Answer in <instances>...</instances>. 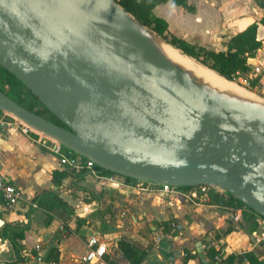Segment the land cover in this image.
<instances>
[{
	"label": "water",
	"instance_id": "95a60500",
	"mask_svg": "<svg viewBox=\"0 0 264 264\" xmlns=\"http://www.w3.org/2000/svg\"><path fill=\"white\" fill-rule=\"evenodd\" d=\"M135 27L152 33L115 0H0V66L63 126L2 92L0 111L105 172L215 186L264 218V111L197 84Z\"/></svg>",
	"mask_w": 264,
	"mask_h": 264
},
{
	"label": "crops",
	"instance_id": "0c3cea01",
	"mask_svg": "<svg viewBox=\"0 0 264 264\" xmlns=\"http://www.w3.org/2000/svg\"><path fill=\"white\" fill-rule=\"evenodd\" d=\"M186 2L190 10L172 0H159L152 13L166 22L170 34L215 51L224 50L230 37L257 23L256 38L262 47L248 60L247 76L264 74V26L259 23L264 9L253 0ZM11 121L0 111V170L22 192L24 201L10 212L2 211L0 203V220L3 225H27V229L21 238L14 239L15 247L0 237V263L14 261L17 250L23 259L19 264H38V253L48 264H79L85 252L84 241L96 235L88 220L90 215L110 209L121 225L122 221L126 223L124 236H102L108 241L112 264L126 262L116 250L120 237L146 251L140 264H264V237L255 240L263 231L254 214L243 210L242 205L231 206L215 198L202 202L164 193L145 194L122 177L110 183L86 173L80 176L60 167L57 158L37 144L35 134L7 126ZM42 193L55 195L66 205L50 212L29 208L27 204ZM77 220L85 223L77 227ZM163 225L169 226V231L163 232ZM156 236L161 238L158 249L152 247ZM212 242L216 247L210 245ZM198 253L203 254L205 262Z\"/></svg>",
	"mask_w": 264,
	"mask_h": 264
},
{
	"label": "trees",
	"instance_id": "16d2710c",
	"mask_svg": "<svg viewBox=\"0 0 264 264\" xmlns=\"http://www.w3.org/2000/svg\"><path fill=\"white\" fill-rule=\"evenodd\" d=\"M159 0H116L117 4L127 13H129L142 26L149 29L152 33L161 37L166 43L179 50L199 65L214 71L217 75L230 82L240 83L244 79L248 83V89L253 90L261 85L259 76L248 77L250 66L248 60L255 57L257 51L262 47V42L256 38L257 23L248 25L245 29L230 37L224 44V50H210L198 44L186 42L185 40L175 37L167 30V24L164 20L153 15L152 10ZM162 1V0H160ZM255 4L264 9V0H253ZM178 6L186 10L191 8L186 0H172ZM259 23L264 26V14ZM0 92L13 100L19 106L26 110L48 120L54 124L63 126L40 102L39 100L13 75L0 66ZM100 173H108L96 167ZM85 172H79L83 176ZM63 174L61 176H64ZM124 178V177H123ZM125 181L136 184L137 180L124 178ZM54 184H57L53 180ZM183 189L189 187H181ZM210 198L217 200L222 199L231 206L242 205V203L233 198L228 193H212ZM33 203L48 212L59 206L66 204L55 195L47 193L39 194L33 198ZM85 220H77V227L84 224ZM163 232L169 231V226L163 225ZM26 226L14 227L4 224L0 229V237L8 240L13 247L16 246L14 239L21 238ZM116 250L122 255L128 264H140L146 257V251L134 247L125 238L120 237ZM23 259L18 255L16 250L15 260L0 264H19ZM185 264V261L182 262Z\"/></svg>",
	"mask_w": 264,
	"mask_h": 264
},
{
	"label": "built area",
	"instance_id": "2783aa9c",
	"mask_svg": "<svg viewBox=\"0 0 264 264\" xmlns=\"http://www.w3.org/2000/svg\"><path fill=\"white\" fill-rule=\"evenodd\" d=\"M254 77V76H249ZM248 86V83H246ZM11 123H7V126H14L20 129V131L24 134H35L37 136L36 142L42 148L47 150L49 153L54 155L57 158L58 164L60 167L73 170L76 172H85L86 174L94 177L95 179H104L110 183L117 182V178H121V176L114 173H100V171L96 168L97 166L90 161L89 159L78 156L61 144L43 136L37 134L30 130L28 127L20 123L19 121L11 118ZM123 178V177H122ZM130 184L141 193L145 194H156V193H164L168 196H184L190 200H199L202 202L210 201V194L212 193H220L218 191H214L213 189H219L215 186H207V185H196L193 187H189L183 189L181 187L158 184L148 181H139L137 180L136 184L130 182ZM222 191V190H221ZM22 192L16 188L13 184H11L4 176V174L0 170V203L1 210L4 212L12 211L18 203L23 202ZM29 208L36 209L37 206L33 202L27 204ZM242 209L245 211L252 212L254 214L255 221L261 227L263 231L259 236H255V240L259 242L264 237V218L250 208L242 204ZM161 238L156 236L152 238V247L158 249L160 246ZM211 246L216 247L212 242ZM84 254L79 259V264H112L110 261L109 255V246L108 241L102 236L92 235L87 237L84 241ZM36 250L39 249L38 246L35 247ZM36 262L38 264H48L44 262L41 258V255L38 253L36 256ZM50 264V263H49ZM117 264H128L127 262L117 263Z\"/></svg>",
	"mask_w": 264,
	"mask_h": 264
},
{
	"label": "bare ground",
	"instance_id": "6f19581e",
	"mask_svg": "<svg viewBox=\"0 0 264 264\" xmlns=\"http://www.w3.org/2000/svg\"><path fill=\"white\" fill-rule=\"evenodd\" d=\"M135 29L148 41V43L159 52L168 62L178 68L197 84L205 87L214 94H218L233 101L253 106L264 111V100L252 95L245 89L217 75L214 71L205 68L171 45L150 33L146 29L135 27Z\"/></svg>",
	"mask_w": 264,
	"mask_h": 264
},
{
	"label": "rangeland",
	"instance_id": "374dc122",
	"mask_svg": "<svg viewBox=\"0 0 264 264\" xmlns=\"http://www.w3.org/2000/svg\"><path fill=\"white\" fill-rule=\"evenodd\" d=\"M165 15H168V16H170L172 18L176 17V16L177 17L180 16V14H165ZM186 32L188 34H190L189 33L190 30H187ZM155 36L158 37L159 39H161L163 42H165L161 37L157 36L156 34H155ZM187 36H188L189 39L192 38L189 35H187ZM219 43H221V42H219ZM219 43L217 45H215V47L218 48L219 47ZM254 76H259L260 77L261 85H259L257 88H254L253 90L248 89L247 84H246L247 82L244 79H242L240 81V83L234 82V84L239 86L241 89L243 88V89L247 90L252 95L264 100V74L263 73L254 74ZM213 190L214 191H218L220 193L224 192V191H221L220 189H213ZM88 220H90V224L93 225V229L96 230V235L106 236L107 238H111V237H117L118 238L120 234H122L121 236H124V232H125V228H126L125 224L126 223L124 221H122V223L124 225H121V222L117 221V218L114 215V212L111 211L110 209H105L104 211L96 210L92 215H90V218Z\"/></svg>",
	"mask_w": 264,
	"mask_h": 264
}]
</instances>
